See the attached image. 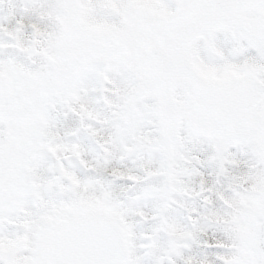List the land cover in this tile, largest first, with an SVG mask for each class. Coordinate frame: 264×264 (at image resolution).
Listing matches in <instances>:
<instances>
[{
	"label": "snow or ice",
	"instance_id": "6c2138e0",
	"mask_svg": "<svg viewBox=\"0 0 264 264\" xmlns=\"http://www.w3.org/2000/svg\"><path fill=\"white\" fill-rule=\"evenodd\" d=\"M0 264H264V0H0Z\"/></svg>",
	"mask_w": 264,
	"mask_h": 264
}]
</instances>
